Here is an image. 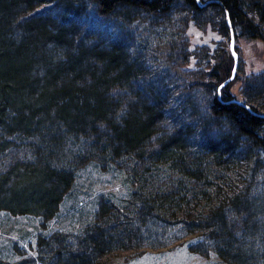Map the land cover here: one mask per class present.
Returning <instances> with one entry per match:
<instances>
[{
  "label": "trees",
  "instance_id": "trees-1",
  "mask_svg": "<svg viewBox=\"0 0 264 264\" xmlns=\"http://www.w3.org/2000/svg\"><path fill=\"white\" fill-rule=\"evenodd\" d=\"M179 7L197 20L209 12L229 42L227 17L234 38L264 40V0H0V157L22 138L31 156H15L0 170V208L48 219L77 168L97 160L131 170L144 185L125 207L102 202L76 247L52 237L47 247L62 263L95 264L145 224L169 217L203 233L192 246L197 252L211 249L227 264H264V99L251 95L264 94V70L220 87L233 70L229 42L210 56L206 45L191 53L184 35L171 66L182 77L200 72L184 80L185 92L210 95L203 115L185 122L182 112L171 114L176 106L164 88L144 76L127 36L111 39L101 28L113 17L165 20ZM193 54L209 69L188 68ZM237 79L246 100L230 91ZM69 138L88 145L76 170L53 165ZM163 166L167 183L145 192Z\"/></svg>",
  "mask_w": 264,
  "mask_h": 264
},
{
  "label": "rangeland",
  "instance_id": "rangeland-1",
  "mask_svg": "<svg viewBox=\"0 0 264 264\" xmlns=\"http://www.w3.org/2000/svg\"><path fill=\"white\" fill-rule=\"evenodd\" d=\"M212 21L214 19L209 12L206 16H198L197 20L179 7L173 9L165 20L146 14H139L133 20L113 17L106 20L101 28L106 36L112 35L111 39L121 34L127 36L128 39L123 43L128 44L133 56L144 64L142 71L147 72L144 76H149L148 79L152 80L150 83L163 87L172 106H176V111L173 110L171 114L182 112L185 122H193L197 116L203 115L204 104L210 95L201 88L185 92L184 80L192 82L200 72L188 78L182 77L172 68L170 60L182 45L184 35L188 37L191 53L196 52L197 47L206 45L210 48V56L219 42H229L219 34ZM233 51L236 55L235 75L238 78L256 75L264 70V40L236 36L231 52L235 64ZM201 58V55L199 58L191 55L188 68L200 64L196 68L208 70L207 59L202 61ZM253 86V83H249L246 91L253 92ZM240 87L241 82L237 79L232 82L230 91L243 101L246 98L240 92ZM251 95L257 100L264 99V94L253 92ZM25 144L28 141L23 138L17 140L15 145L10 144V149L3 154L6 158L0 157V170L15 156L31 158L30 148ZM87 146L84 140L67 139L60 159L55 158L53 165L76 170ZM260 151L264 158V149ZM124 171L131 173L129 169ZM126 173L115 165L99 160L77 168L74 183L63 196L56 213L48 219L37 214H14L0 208V264H66L48 249L51 238L60 235L64 242L76 247L75 239H82L84 231L94 226L96 212L102 202H114L119 207H125L132 190L144 186L138 185L133 176ZM170 175L169 169L163 166L143 189L153 192L158 187H164ZM129 211L130 217H133V211L130 208ZM156 224H145L140 234L132 236L123 247L110 249L95 264H227L211 249L206 253L192 249L194 244L202 240V232L188 233L181 224H175L174 219L169 217L158 220Z\"/></svg>",
  "mask_w": 264,
  "mask_h": 264
},
{
  "label": "water",
  "instance_id": "water-1",
  "mask_svg": "<svg viewBox=\"0 0 264 264\" xmlns=\"http://www.w3.org/2000/svg\"><path fill=\"white\" fill-rule=\"evenodd\" d=\"M227 23H228L229 28H230V50L232 52L233 47H234V40H235V38H234L233 31H232V29L230 27V21H229L228 17H227ZM233 55H234V58H235V64L233 66L232 74H231V76L227 80H225L223 82V84L220 87H222V86L226 85L228 82L232 81L233 78H234V76H235V74H236V55H235L234 51H233ZM236 101L240 103L239 100H236Z\"/></svg>",
  "mask_w": 264,
  "mask_h": 264
},
{
  "label": "snow or ice",
  "instance_id": "snow-or-ice-1",
  "mask_svg": "<svg viewBox=\"0 0 264 264\" xmlns=\"http://www.w3.org/2000/svg\"><path fill=\"white\" fill-rule=\"evenodd\" d=\"M223 87V86H222Z\"/></svg>",
  "mask_w": 264,
  "mask_h": 264
}]
</instances>
